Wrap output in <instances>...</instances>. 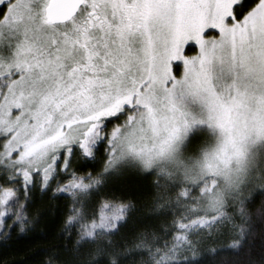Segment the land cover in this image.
Segmentation results:
<instances>
[{
  "label": "snow or ice",
  "instance_id": "1",
  "mask_svg": "<svg viewBox=\"0 0 264 264\" xmlns=\"http://www.w3.org/2000/svg\"><path fill=\"white\" fill-rule=\"evenodd\" d=\"M129 172L153 177L131 228ZM257 188L264 0H0V237L48 197L75 239L46 264H204L225 236L217 264H264Z\"/></svg>",
  "mask_w": 264,
  "mask_h": 264
},
{
  "label": "trees",
  "instance_id": "2",
  "mask_svg": "<svg viewBox=\"0 0 264 264\" xmlns=\"http://www.w3.org/2000/svg\"><path fill=\"white\" fill-rule=\"evenodd\" d=\"M103 151L104 149L101 147L99 155H103ZM100 167L101 164L97 162L95 168L99 169ZM152 179V176L129 172L114 183L116 193L131 200L138 209L129 222V228L142 222H150V207H142V205L150 199L148 193ZM252 199L257 208L264 201V196L260 195L259 188L253 192ZM64 203V200L37 197L31 209L35 220L28 226V229L21 232L19 228H16L12 231L10 238L0 237V264H46L55 252L69 258L70 254L64 246H68L70 249L75 236L73 235L72 241H70L64 234L65 215L61 211ZM125 231L122 230V234ZM232 242V239L227 236L205 239L201 250L202 253H207L204 257V264H217L222 258L234 259L235 257L231 253H221L215 257L211 255L212 249L226 248ZM256 244L258 248V240ZM200 254L198 253V255Z\"/></svg>",
  "mask_w": 264,
  "mask_h": 264
},
{
  "label": "rangeland",
  "instance_id": "3",
  "mask_svg": "<svg viewBox=\"0 0 264 264\" xmlns=\"http://www.w3.org/2000/svg\"><path fill=\"white\" fill-rule=\"evenodd\" d=\"M189 54H194V52H190Z\"/></svg>",
  "mask_w": 264,
  "mask_h": 264
}]
</instances>
